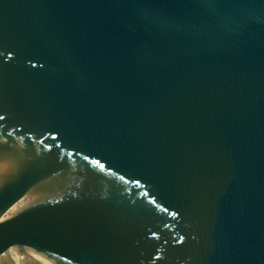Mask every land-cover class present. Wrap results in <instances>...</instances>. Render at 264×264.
<instances>
[{"label": "water", "instance_id": "obj_1", "mask_svg": "<svg viewBox=\"0 0 264 264\" xmlns=\"http://www.w3.org/2000/svg\"><path fill=\"white\" fill-rule=\"evenodd\" d=\"M0 116V264H264V0H0Z\"/></svg>", "mask_w": 264, "mask_h": 264}, {"label": "snow or ice", "instance_id": "obj_2", "mask_svg": "<svg viewBox=\"0 0 264 264\" xmlns=\"http://www.w3.org/2000/svg\"><path fill=\"white\" fill-rule=\"evenodd\" d=\"M0 120H4V117L0 116ZM8 136H11V133H8ZM6 144H7V140L4 139L2 135H0V165H2L5 161H8L10 159V154L5 148ZM96 163H98V161ZM100 167L103 168L104 165L101 164Z\"/></svg>", "mask_w": 264, "mask_h": 264}]
</instances>
